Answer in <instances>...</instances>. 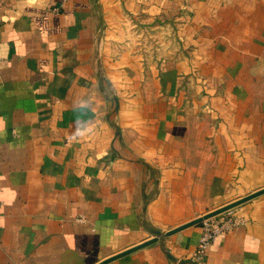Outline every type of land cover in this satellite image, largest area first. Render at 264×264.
I'll list each match as a JSON object with an SVG mask.
<instances>
[{"label": "crops", "instance_id": "1", "mask_svg": "<svg viewBox=\"0 0 264 264\" xmlns=\"http://www.w3.org/2000/svg\"><path fill=\"white\" fill-rule=\"evenodd\" d=\"M264 189V0H0V264H201ZM208 264H264V193Z\"/></svg>", "mask_w": 264, "mask_h": 264}, {"label": "built area", "instance_id": "2", "mask_svg": "<svg viewBox=\"0 0 264 264\" xmlns=\"http://www.w3.org/2000/svg\"><path fill=\"white\" fill-rule=\"evenodd\" d=\"M244 219L233 214L227 215L225 220L207 219L202 225V236L196 253L195 261L208 264L207 254L214 245L218 236L231 232L236 226L242 224Z\"/></svg>", "mask_w": 264, "mask_h": 264}, {"label": "water", "instance_id": "3", "mask_svg": "<svg viewBox=\"0 0 264 264\" xmlns=\"http://www.w3.org/2000/svg\"><path fill=\"white\" fill-rule=\"evenodd\" d=\"M263 193H264V189H261V190L255 192V193H252V194H250V195L244 197L243 199H241V200H239V201H236V202H234V203H232V204H229V205H227V206H225V207H223V208H221V209H219V210H217V211H214V212H212V213H210V214H208V215H206V216H204V217H202V218H199L198 220H195V221H193V222H191V223H188V224L182 225V226H180V227H178V228H176V229L170 231L168 234H171V233L177 232V231H179V230H181V229H183V228H186V227H188V226H191V225H194V224H196V223L202 222V221H204L205 219H208V218H210V217H212V216H215V215H217V214H219V213H221V212H225L226 210H229L230 208L235 207V206H237V205H239V204H241V203H243V202H246V201H248V200H250V199H252V198H255V197H257V196H259V195H261V194H263Z\"/></svg>", "mask_w": 264, "mask_h": 264}, {"label": "rangeland", "instance_id": "4", "mask_svg": "<svg viewBox=\"0 0 264 264\" xmlns=\"http://www.w3.org/2000/svg\"><path fill=\"white\" fill-rule=\"evenodd\" d=\"M229 214H231V213H228V214H226V215H229Z\"/></svg>", "mask_w": 264, "mask_h": 264}]
</instances>
